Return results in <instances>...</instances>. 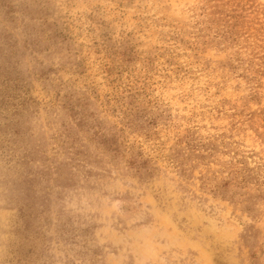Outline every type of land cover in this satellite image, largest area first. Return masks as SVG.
I'll return each mask as SVG.
<instances>
[{
    "label": "rangeland",
    "instance_id": "rangeland-1",
    "mask_svg": "<svg viewBox=\"0 0 264 264\" xmlns=\"http://www.w3.org/2000/svg\"><path fill=\"white\" fill-rule=\"evenodd\" d=\"M262 13L0 0V264H264Z\"/></svg>",
    "mask_w": 264,
    "mask_h": 264
},
{
    "label": "trees",
    "instance_id": "trees-1",
    "mask_svg": "<svg viewBox=\"0 0 264 264\" xmlns=\"http://www.w3.org/2000/svg\"><path fill=\"white\" fill-rule=\"evenodd\" d=\"M237 0H228V2H233V3H235ZM240 3L241 2H237V6L236 7H240ZM207 6H209V4H207L205 7H207ZM242 11H244V8H242ZM261 15H264V13H262ZM244 19H245V17H244ZM254 21H256L258 24H259V30H257V32H259V33H264V22L263 21H261V20H259V18L257 19V18H255V20H251L250 22H249V24H251V23H254ZM244 24H246V20L243 22V25ZM255 26H257V25H255ZM242 28V30L245 32V33H247L248 32V28L244 25L243 27H241ZM249 45V47L252 49V51H254L255 50V47H254V45H251V44H248ZM253 46V47H252Z\"/></svg>",
    "mask_w": 264,
    "mask_h": 264
}]
</instances>
